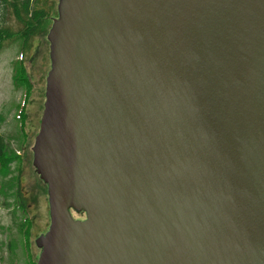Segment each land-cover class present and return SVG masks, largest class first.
<instances>
[{"label": "water", "instance_id": "water-1", "mask_svg": "<svg viewBox=\"0 0 264 264\" xmlns=\"http://www.w3.org/2000/svg\"><path fill=\"white\" fill-rule=\"evenodd\" d=\"M47 39L36 264H264V0H58Z\"/></svg>", "mask_w": 264, "mask_h": 264}, {"label": "rangeland", "instance_id": "rangeland-1", "mask_svg": "<svg viewBox=\"0 0 264 264\" xmlns=\"http://www.w3.org/2000/svg\"><path fill=\"white\" fill-rule=\"evenodd\" d=\"M49 1L55 11L58 0ZM5 23L17 27L10 16L6 18ZM48 29L45 27L34 35L29 45L23 46L22 49L20 41H8L0 50V134L4 137H15L19 134V123L15 115L22 103L24 90L17 88L12 81L13 62L16 59L24 60L27 77L33 85V93L25 109L29 144L22 160L24 165L21 184L29 210L22 214L13 196L0 192V264H25L30 257L37 258L40 249L35 245V238L45 233L49 226L48 203L45 199L47 187L40 181L33 167L31 151L34 137L39 130L45 99V78L50 68ZM10 143L17 153L23 155L14 139L11 138ZM20 216H29V232L25 237L19 226ZM25 238L28 243L25 242Z\"/></svg>", "mask_w": 264, "mask_h": 264}, {"label": "trees", "instance_id": "trees-1", "mask_svg": "<svg viewBox=\"0 0 264 264\" xmlns=\"http://www.w3.org/2000/svg\"><path fill=\"white\" fill-rule=\"evenodd\" d=\"M8 16L14 19L17 27L5 23ZM53 16L56 17L57 12L52 9L49 0H0V50L8 41H20L21 49L23 46L29 45L34 35L41 32L45 27L47 29L50 27ZM48 21L50 22L48 23ZM12 81L17 88L24 90V96L18 113L15 115L19 123V134L15 137H4L0 134V192L7 194V196H13L15 204L21 213L25 214L29 210L26 196L23 195L21 188L24 165L22 160H24L26 147L29 144L25 109L33 93V85L27 77L24 60L21 58L13 62ZM11 138L16 141L17 147L22 150L23 155L17 153L12 147ZM40 181L43 182L41 179ZM45 199L47 200V192ZM20 222L19 226L25 237L29 232V216H20ZM25 242L28 243L26 238ZM25 264H36V256L30 257Z\"/></svg>", "mask_w": 264, "mask_h": 264}]
</instances>
